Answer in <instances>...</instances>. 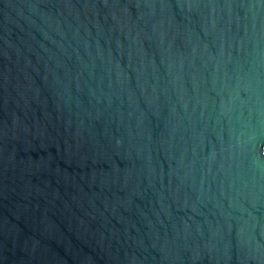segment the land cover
I'll return each instance as SVG.
<instances>
[{
    "label": "water",
    "instance_id": "95a60500",
    "mask_svg": "<svg viewBox=\"0 0 264 264\" xmlns=\"http://www.w3.org/2000/svg\"><path fill=\"white\" fill-rule=\"evenodd\" d=\"M0 264H264V0H0Z\"/></svg>",
    "mask_w": 264,
    "mask_h": 264
}]
</instances>
